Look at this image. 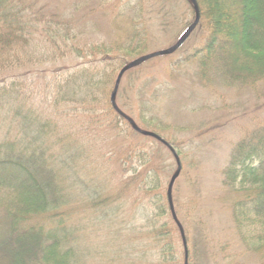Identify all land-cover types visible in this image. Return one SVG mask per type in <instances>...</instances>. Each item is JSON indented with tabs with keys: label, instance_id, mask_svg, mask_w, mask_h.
<instances>
[{
	"label": "trees",
	"instance_id": "trees-1",
	"mask_svg": "<svg viewBox=\"0 0 264 264\" xmlns=\"http://www.w3.org/2000/svg\"><path fill=\"white\" fill-rule=\"evenodd\" d=\"M173 1L150 0L147 13L146 0H99L91 29L121 38L94 43L60 6L0 0V264H209L202 222L190 210L180 218L173 200L176 220L164 194L161 149L150 151L111 101L120 71L146 55V24ZM185 2L184 33L196 19ZM196 2L207 41L184 62L198 60L204 85L258 102L222 184L238 234L264 264V0ZM67 57L78 61L60 66ZM109 238L113 255L99 245Z\"/></svg>",
	"mask_w": 264,
	"mask_h": 264
},
{
	"label": "rangeland",
	"instance_id": "rangeland-1",
	"mask_svg": "<svg viewBox=\"0 0 264 264\" xmlns=\"http://www.w3.org/2000/svg\"><path fill=\"white\" fill-rule=\"evenodd\" d=\"M77 1L44 0L51 8L60 6L76 22L81 21L76 25L88 28L84 29L83 40L86 42L103 40L114 43L121 38L116 30L106 31V25L99 32L94 33L91 29L94 16L89 13L91 8L98 7L99 0H90L79 10L73 7ZM145 3L148 13L152 4L150 0ZM183 15L192 20V12L185 0H174L168 7L158 8L146 24V55L177 44L186 33L181 22ZM196 27L179 49L147 59L126 71L118 88L116 103L143 131L156 133L164 140L173 139L179 144L183 152L178 156L182 169L173 186V200L180 218L185 219L190 210L202 222L210 250L208 263L259 264L260 253L248 248L234 226L232 203L222 184L223 170L232 147L240 140L244 130L252 125V110L258 102L252 97L248 99L245 93L237 94L222 85H204L198 74V60L184 62L185 58L203 48L207 41V31ZM131 30L126 28L125 33ZM77 61L75 57H67L59 65H73ZM43 68H51L50 63H45ZM141 110L145 112L143 116ZM143 135L148 139V149L151 151L159 147L164 156L157 161V165L167 166L165 171L169 176H162L163 191L167 194L171 177L178 169L177 160L170 155L165 143L159 146L157 142L161 141ZM141 141L145 142L144 139ZM99 245L111 255L118 249L117 243L110 238L103 239Z\"/></svg>",
	"mask_w": 264,
	"mask_h": 264
},
{
	"label": "water",
	"instance_id": "water-1",
	"mask_svg": "<svg viewBox=\"0 0 264 264\" xmlns=\"http://www.w3.org/2000/svg\"><path fill=\"white\" fill-rule=\"evenodd\" d=\"M191 3L193 4L194 8H195V11H196V19L194 21V23L190 26V28L188 29V31L185 33V35L177 42L176 45H174L173 47L169 48V49H165V50H162V51H159V52H156V53H152V54H149V55H146L144 57H141L135 61H132L131 63H129L126 67H124L119 75H118V78H117V81H116V85H115V90L112 94V97H111V101H112V104L114 106V108L120 113L122 114L124 117H126V119L131 123L132 127L135 129V131L137 132H140L142 134H145L147 136H151V137H154L156 138L157 140L165 143V145L174 153L175 155V158L177 160V163H178V169L176 171V173L173 175L171 181H170V184H169V188H168V200H169V203H170V206H171V209L173 211V214H174V217L175 219L177 220V217H176V214H175V210H174V205H173V198H172V193H173V186H174V183L176 181V179L179 177L180 173H181V169H182V166H181V162H180V159L178 157V155L176 154L174 148L169 144L167 143L163 138H161L159 135H157L156 133H153V132H149V131H143L141 128H139L136 123H134L133 120H131L129 117H127L126 115H124V113L122 111H120V109L118 108L117 104H116V96H117V92H118V88H119V85H120V82H121V79L123 77V75L125 74L126 71L130 70L131 68L139 65L140 63L144 62L145 60L147 59H150V58H153V57H156V56H159V55H164V54H169V53H172L174 52L175 50H177L188 38L189 36L191 35V33L193 32V30L195 29V27L197 26L199 20H200V12L198 10V5H197V2L196 0H190ZM185 244V247H186V242L184 243ZM187 249V247H186ZM186 255H187V250H186Z\"/></svg>",
	"mask_w": 264,
	"mask_h": 264
}]
</instances>
